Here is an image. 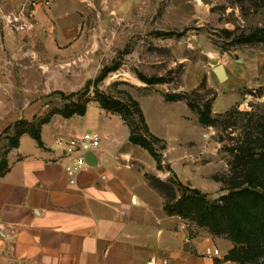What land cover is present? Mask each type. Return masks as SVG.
I'll list each match as a JSON object with an SVG mask.
<instances>
[{"label":"rangeland","instance_id":"obj_1","mask_svg":"<svg viewBox=\"0 0 264 264\" xmlns=\"http://www.w3.org/2000/svg\"><path fill=\"white\" fill-rule=\"evenodd\" d=\"M72 7H62L74 10L63 16L62 39L57 34L53 41L51 30L34 35V27L20 33L7 27L14 34L12 42H0V156L7 150L15 121H37L61 107L66 100L55 90L83 91L87 79L115 61L119 67L99 82L98 89L139 103L149 130L163 138L164 147L155 145L162 164L170 165L185 186L199 189L208 200L226 193L224 180L232 160L228 148L242 136L244 120L237 116L224 128L203 126L185 99L167 101L164 95L184 93L199 104L209 100L213 116L231 110L263 115L264 87L238 88L232 80L218 81L212 62L224 65L249 55L264 71L259 57L263 46L235 42L241 34L264 29V0H77ZM21 33L25 42H15L14 35ZM138 74L166 81L147 84ZM85 97L92 115L93 106L99 105L91 86ZM135 148L148 168L152 157L140 146ZM172 186L179 196L181 191ZM184 221L190 232L201 228L214 236Z\"/></svg>","mask_w":264,"mask_h":264},{"label":"crops","instance_id":"obj_2","mask_svg":"<svg viewBox=\"0 0 264 264\" xmlns=\"http://www.w3.org/2000/svg\"><path fill=\"white\" fill-rule=\"evenodd\" d=\"M24 1L0 0V6L6 13ZM76 5L77 0H50L37 12L31 32L51 30L53 41L57 34L62 39L63 16L74 12L62 7ZM13 34L0 23V42H12ZM14 36L25 42L22 33ZM259 57L264 61V52ZM253 61L249 55L226 60L224 81L264 87V71ZM93 107L92 115L88 106L82 116L55 115L42 124L43 147L23 133L7 151L9 168L0 176V264H236L224 259L232 247L228 239L201 228L190 232L184 219L165 212L145 174L162 180L168 174L154 160L146 168L137 158L120 117ZM88 130L97 133L99 144L70 183L65 166L71 157L54 139ZM209 245L218 248V256L205 255Z\"/></svg>","mask_w":264,"mask_h":264},{"label":"trees","instance_id":"obj_3","mask_svg":"<svg viewBox=\"0 0 264 264\" xmlns=\"http://www.w3.org/2000/svg\"><path fill=\"white\" fill-rule=\"evenodd\" d=\"M240 44L259 43L264 48V29L255 28L247 34L235 38ZM119 63L112 61L104 65L93 79H87L83 91L65 94L55 90L66 100L56 109H51L37 121L18 119L13 124L14 133L7 137L8 147L0 156V176L9 168L6 153L17 147L21 134H28L39 147H43L41 140V125L47 123L53 115L67 118L72 115H84L88 97L83 98L91 86L93 98L100 108L116 113L128 127V141L145 149L155 162L157 170L170 172L166 180L151 174H145L149 185L163 197V208L167 214H174L182 219L193 221L197 226L206 228L214 236H222L232 243V247L224 256L236 264H264V114L256 115L251 111L231 110L223 116H213L211 101L195 103L184 93L165 94L167 101L185 99L187 106L197 114V121L203 126L228 124L241 116L245 126L240 139L228 148L232 155L229 163L230 173L224 180L226 193L214 200H208L206 194L197 188L185 186L175 175L170 165L162 164L160 153L155 149L157 143L163 140L154 135L148 128L139 103L128 97L127 100L112 97L98 89V84L109 72L115 71ZM138 78L147 84L162 83V77ZM203 86V81L201 82ZM75 98V99H73ZM228 125H226L227 127ZM181 191L175 196V190ZM187 191V192H186Z\"/></svg>","mask_w":264,"mask_h":264},{"label":"built area","instance_id":"obj_4","mask_svg":"<svg viewBox=\"0 0 264 264\" xmlns=\"http://www.w3.org/2000/svg\"><path fill=\"white\" fill-rule=\"evenodd\" d=\"M50 6V0H25L16 10L3 12L0 6V23H3L15 32H25L31 30L36 23V14L40 9ZM54 144L60 148L64 154L71 157V162L65 166V173L70 178L69 182H74V176L86 168L84 153L97 148L99 138L96 132L88 130L74 137L57 136ZM205 255L218 256L219 250L213 245L205 248Z\"/></svg>","mask_w":264,"mask_h":264},{"label":"water","instance_id":"obj_5","mask_svg":"<svg viewBox=\"0 0 264 264\" xmlns=\"http://www.w3.org/2000/svg\"><path fill=\"white\" fill-rule=\"evenodd\" d=\"M212 70L214 72V74L216 75L217 79L219 81H223L226 78L225 72H224V67L222 64L218 63L217 61H213L212 62ZM94 152V150H89L87 152L84 153V162L87 164V159L88 156H90V154Z\"/></svg>","mask_w":264,"mask_h":264}]
</instances>
